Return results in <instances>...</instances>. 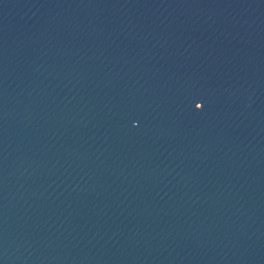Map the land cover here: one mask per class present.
<instances>
[{"label": "water", "instance_id": "water-1", "mask_svg": "<svg viewBox=\"0 0 264 264\" xmlns=\"http://www.w3.org/2000/svg\"><path fill=\"white\" fill-rule=\"evenodd\" d=\"M0 264H264V197L0 89Z\"/></svg>", "mask_w": 264, "mask_h": 264}]
</instances>
